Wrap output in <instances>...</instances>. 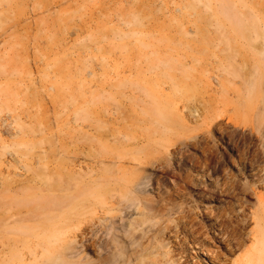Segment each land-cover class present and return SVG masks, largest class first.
<instances>
[{
	"label": "bare ground",
	"instance_id": "1",
	"mask_svg": "<svg viewBox=\"0 0 264 264\" xmlns=\"http://www.w3.org/2000/svg\"><path fill=\"white\" fill-rule=\"evenodd\" d=\"M56 1L55 3H57ZM61 1L60 2L63 3V0ZM168 1L170 2L171 0ZM184 1H186V3L177 10L180 12V14L170 19L171 23H173L172 25H170L171 23L169 22L170 24L167 23L169 25L163 23L164 25L157 24V27L155 26L156 22L158 23V21H160L163 17L165 18L167 8L164 7L165 6L164 3H166V0H162V1L140 0L137 2L134 0L131 3H133L132 5L133 7H136L135 9L129 7L131 4H129L127 9L122 10V12L120 10L121 8L119 9L120 13H122L121 14L122 18L124 17L123 19H124L125 27L123 28L115 27V29L113 28V30L111 31H109L108 28L106 31L102 29L104 27H101L105 24V21H103L104 24H102L101 26L99 25L97 32L90 34L92 36V37L90 36L91 40L95 42L94 48L96 51L107 52L108 50H110V52H114V49L115 48L117 49V47H119V49L121 50L120 53L122 52L125 53V55L123 56L124 59L125 57L129 59L132 58L130 60L128 59V61H130L129 63L126 62L124 63V65H122L123 72L118 73L119 81L117 82L115 81L116 83L109 84L110 85L109 89L112 88L114 89V87H116V88H125V89L130 88L131 90L132 89L136 90L135 88L136 81H134L132 77L137 74L139 76V77L137 76L138 78L144 77L143 66L145 63L146 66L148 67V69L146 66H145L146 68L144 67L145 69H147V72L149 73L151 72V70L153 72L155 71L153 70V68L159 69V67L158 68L156 67V64L160 62L157 61L160 60L158 59V57L160 56L162 57L163 55L166 56L169 53L172 55L173 51L182 52L183 49L182 46L185 45L186 43L188 44L185 45L186 49L188 50L190 49V51L197 50V53L198 51L200 52L201 50L199 54H201L202 52L204 54L208 52L206 50H208L210 46H214L212 45L213 43H216L215 44L216 46L217 43H220V45L224 44L223 45L224 48H222L221 50L224 52L228 51L225 54L226 59L224 58V60L226 61L228 59L227 61H229L230 64L226 61L229 64L226 66L227 67L230 66V67L229 68L226 67L229 70L225 69V71L227 70L228 72L227 71L226 72L229 75L234 76V79L242 76V78L244 79V80L242 79L243 81L241 83V85L243 84L242 86H244L242 87V89L245 90L244 93H246L247 96L249 93L251 95V97L249 95V98L245 95L246 98L250 100L251 103L250 105H253L252 102L255 103L256 101L259 100V98L261 99V102H263L262 104H264V0H184ZM60 2H58L57 4L62 5ZM159 2L161 3L160 5H162L161 9L159 8V6L157 9L151 8L153 5L157 6ZM50 4L51 3H49V5ZM42 5L45 4L42 3L41 6ZM49 5L47 4L46 10L47 9L49 10L50 6H52V4L50 6ZM51 9L52 7L50 8L49 11H52ZM159 9L161 10L162 14H159L160 13ZM185 9H188V11L185 12L184 11ZM189 12L196 13L199 16V18L194 22V25L196 26V30L195 31L194 30L192 31L191 29L190 30L191 32L194 33L196 32V36L193 35L194 38L193 37L191 38H193L192 39L193 41L195 39L196 42L195 41L194 42L197 43V45L199 44L198 46L194 44V46L200 49L198 48L196 49L193 46V44L188 43L189 41L186 42L184 41V39H182L183 36L184 38L187 37L186 36L187 30L183 31L182 27L185 23L183 18L187 17L186 15H188ZM118 13L119 12H117L116 16L119 17L120 14ZM68 15L69 14H67V16ZM52 19H54V17ZM67 19L63 15H60L59 17L57 16V19H54V21H50V20L48 21L49 23L53 22L51 28L53 29L55 25L58 23L59 25L61 23H65L63 25L64 26L66 25L68 27L70 19L68 20ZM72 22L74 21L72 20ZM107 22L110 21L107 19ZM81 23L82 22H80V24ZM78 27H81V29L83 28L80 25ZM169 29L170 31L177 30L176 32H178V35H176V33L174 34L175 36L170 35L172 33H170ZM57 31L58 30H56V32ZM161 31H163L162 33L166 31L167 33L170 34H165L166 32L162 34ZM63 32L65 33V31ZM171 32H175V31H171ZM111 37L113 39L116 38V39H124V40L128 37L130 38L134 37L135 41L140 43L137 46L139 47L141 45L142 47L138 48L136 46V48L138 49L135 50L134 52H131L128 51L129 46L125 44L112 45L114 47L112 51V49H107V46H102V43L111 40ZM152 39H156V41H159V43L163 41L162 44H166V43L167 44L164 45L163 50L156 48L153 51V55H150L146 53L144 49L149 48L150 46L153 45L151 41ZM183 41L185 42V44H183L184 43ZM54 45L52 47H54ZM112 46L110 47L112 48ZM152 48H154V46ZM130 49H133V47H131ZM60 51L58 53L56 51L54 52V49H51L49 51L50 53L52 52V54H55L57 56L53 63L47 62L48 65L55 67L56 77H54V80L50 83V85H48V87L51 88L49 90L50 91L52 90L53 93L49 94L50 98H48V96L45 95V99H47L48 103L50 102L51 105H49V110H52L54 113L57 112L62 113L61 111L63 110L67 111L66 113H67L68 123H66L67 126L63 127V130L58 131L57 133L53 132V136H55V140L49 142L48 146L46 147V150H44L43 153L39 155L32 154L36 147H40V146L42 147L48 141L46 138L42 137L43 139L41 138L39 140L40 142L35 143L33 141H29L27 138V137L30 138V136L34 138L36 137L37 133L47 132L50 129V128H46L47 125L43 118L35 117L33 114H31V112L29 111L27 112L26 110H22V112L20 113L11 114L9 116H5V115L2 116L1 115L2 112H0V121L4 124L5 129L8 132L7 135L10 134L8 136H13V138L14 137L16 138L14 141L8 143V147H12L14 149L13 151H8L9 153L8 155H10L13 158V161L18 165V168L22 171V172L15 171L14 174H12L9 171L10 173L8 175L0 174V264H157L159 263V261L156 260V258L161 254L159 248L163 247L161 236L165 233L166 229H170V225L169 223L164 225L165 221L163 220V217L165 214L162 212V208L160 206V202L164 200L163 196L159 193L160 195L158 194L159 197L158 200L151 199L148 198L146 192L147 190H152V188L156 187V185H154L155 182L160 184V182H162L163 179L168 174L171 175L170 174L171 159H172L171 156L172 155L176 156L177 154L182 152V148L179 147L178 145L173 149H169L170 143L172 141L166 142V140H164L165 142L159 141L157 145L151 143L154 141H148L149 144L144 145L142 143L146 142V140L141 138L143 141H139L140 139L138 140V137H137L138 141H130L131 138L128 135H126V133L124 136L122 135L123 137H121L119 134H122V132L120 133V131H118L119 134H117L116 129L106 128L107 130L106 129L100 130L102 125L97 120H94L96 123L92 121L88 125L90 126V128L94 129V133L96 135L94 137H86V132L82 130L83 128H86V106L89 107L95 104V100H96V99L94 100L95 97H99V99L103 97H107L108 95L106 96V91L108 86H106L105 81L103 83V81L100 80L102 81V84H100L98 91L92 89V91L94 92L96 91V92L95 93L92 92L94 93L92 98L86 99L87 97L86 85L88 83L86 84L82 80L79 82L75 80L80 76V71L79 72L77 71L78 69L77 64L75 66L77 69L76 71H74L75 68L74 67L72 68V64L74 61L71 60V62L72 61L73 62L72 64H69L70 59H68V57L66 56H63L64 52H60ZM241 52H245L251 55L250 60L255 62L254 64L255 67L249 69L248 72L247 70L245 71V68L248 66L249 62H247L248 64L243 69H241V67H238L236 65L240 62L236 60L239 56H241L240 54ZM170 54L168 55L169 57L166 58H164L165 56L162 57L163 60L165 59L164 62H166V64L173 61L171 58H174V55L171 56ZM143 56H145L144 58L145 61L141 62L140 64H137L139 59L143 58ZM180 56L182 55L180 54ZM134 59L135 61L137 60L138 61L136 63L132 62L134 61ZM176 60H178V58H176ZM184 60L186 59L184 58ZM184 60L183 63L185 62L186 64L187 61ZM195 60L198 61L197 57H192V61ZM159 65H161L162 67V62H160ZM167 65L170 66L172 65V63ZM103 66L104 65H102V67ZM241 66H244V64H241ZM12 68L13 67H11V69ZM85 68H81V71ZM163 68L165 69L164 65ZM230 68H232V70ZM169 71H171V69ZM127 72H129L128 75H126ZM82 73H84V71H82ZM251 73H253L254 75ZM164 74L166 73L164 72ZM248 74L251 76L253 75V77L250 78ZM168 76L170 77L169 74H167V77ZM162 77L163 76H161V78ZM108 79L106 81L110 83ZM45 81H46L45 79H42L40 81L35 79V81L34 80L32 81V84L33 86L35 84H39V87L41 89V87L46 86ZM153 81L155 80L153 79ZM31 86L30 89L34 90L36 99L34 100V98H31L30 102L34 101L35 104L38 105L37 99L39 98L38 95H40L41 93L40 91L37 90V88H32L33 86L32 87ZM95 86L97 85H94V87ZM237 87H235L236 91H238ZM150 88L151 87L148 88L147 86V89H145L144 87L143 89H145V91L143 90V92L145 93H143L141 90V93L145 95L144 101L142 100L143 102H145L146 100L147 92L150 95V96L148 95L147 98L151 97L150 98L151 103L148 101L151 104L150 105L151 107L145 106V109L144 106L142 107V109L144 110L142 111L149 115L147 118L148 120H146L147 123H150V125L154 126L153 131L155 133L158 131L159 132L163 131L165 133H169V131L171 132L174 131L175 126L179 125L180 123V119L178 115L174 112V108L176 107V104L179 102V100L177 101V99H173L168 94L169 91L168 93H164L163 87H162V93L160 94L158 93L157 96L154 90L152 88L150 90ZM89 89L91 90V88ZM171 89L177 92L176 91L177 89L175 87H172ZM132 91L134 92V90ZM136 91L138 92V89ZM157 92L160 91H158L157 89ZM0 93L2 92L0 91ZM171 93L172 95L174 94L173 97L177 96L175 93L173 92ZM244 93H242V95ZM120 94H122V92ZM112 95H109L108 99L113 98ZM128 96H130V94ZM182 101L185 102V100L183 99ZM123 103L124 102H122V104ZM140 104L142 103L140 102ZM145 104H147V102H145ZM248 105L249 103L247 104V106ZM247 108L249 110L252 109L253 107L251 108L249 106ZM188 110H192L191 112L195 111L194 108L193 109L189 108ZM142 111L140 110V114L142 113ZM116 112L114 111L113 114L117 115ZM186 112L187 111H185V113ZM66 113H64V115H66ZM103 113L105 112L103 111ZM197 113H199L200 115H197L195 113L194 114L195 118L196 116H198V118L199 116H201L200 111H198ZM186 114L192 115L189 112ZM118 115H121V113H119ZM127 115L129 116L127 118L129 119L128 122H130L131 115L130 114ZM124 116L125 115H123L124 118L123 121L125 124L126 119ZM106 117L107 116H105V118ZM22 118L29 119L30 123H32L31 126L29 127L21 126L19 120H21ZM121 119L122 118H120L119 120ZM114 122L117 123L118 120L116 119ZM14 123L20 125V128L15 127ZM219 124L220 123L217 122L215 123V126L216 125L218 126ZM79 126H82V128L81 129L78 128ZM127 127L129 128V126ZM111 136L115 137L118 140H122V139L125 140L118 141L114 138L116 140L113 141L114 143H112V141H96V143L97 142L100 143L99 145L101 146L100 153L95 155L92 153L94 155L92 160L86 163V154H88L86 153V148L87 147L89 148V145H92V142H95L94 140V141H90L87 144L86 139L93 140V138L98 137L99 140H109ZM130 136L133 135L131 134ZM148 136L150 135L148 134ZM134 144H136V147L128 148L126 152L119 151L118 149L119 146L128 147ZM193 145L196 144L194 143ZM90 147L94 149L92 146ZM209 147H208L209 153H207V155L209 154L213 158L212 151L214 149L211 150V147L210 148ZM206 150L207 149H205V151ZM94 151H96V149ZM184 151H187V149ZM209 158L210 157L207 156V159ZM125 164H127V166ZM172 175L174 174L172 173ZM163 183L164 182H162V184ZM155 194L157 193L155 192ZM167 202L169 204V201ZM172 202L174 203V201ZM133 214H136L137 216ZM180 216L177 217L179 218ZM189 220L191 221V219ZM224 223L225 222L222 221L220 225ZM228 225L230 226L229 223ZM212 226L214 227V225ZM217 227L219 226L217 225ZM256 228L257 230L253 239V246L248 250L247 254L245 255V259H246L245 264H264V215L261 218H259ZM221 229L222 228H220V230ZM238 229L241 228L238 227ZM236 232L235 234H237ZM226 234L227 232L225 233V235ZM232 235L234 236V234ZM244 244L242 242V245ZM88 250L91 251L92 254L96 256V258H93V256L91 257L88 256L90 255L87 253Z\"/></svg>",
	"mask_w": 264,
	"mask_h": 264
},
{
	"label": "rangeland",
	"instance_id": "2",
	"mask_svg": "<svg viewBox=\"0 0 264 264\" xmlns=\"http://www.w3.org/2000/svg\"><path fill=\"white\" fill-rule=\"evenodd\" d=\"M55 1L56 0H0V91L2 92L0 93V112H2L1 115L9 116L11 114L20 113L22 112V110H26L27 112H31V114H33L35 117L43 118L47 125L46 128L50 129L47 132L37 133L36 137L34 138L31 136L30 138H27L29 141H33L35 143L40 142L39 140L42 137L46 138L48 141L46 144H44V146L36 147L32 154L39 155L42 154L44 150H46L49 142L55 140L53 132L57 133L58 131L63 130V127L67 126L66 123H68L66 113L67 111L63 110L65 112L61 111L62 113H54L52 110H49V105L51 104L50 102H47V99H45V95L50 98L49 94L53 93L52 90H49L51 88L48 87V85H50V83L54 80V77H56L55 67L48 65L47 62L53 63L57 56L55 54H52V52L50 53L49 51L51 49H54V52L56 51L58 53L61 49L60 52H64L63 56H66L68 57V59H70L69 64H72V62L74 61L72 64V68H75L74 71H76L77 68V71H80L79 78H76L75 80L78 82L82 80L84 81V83H88L87 85L85 84L87 86L86 99L92 98L93 94L98 91L100 84H102V81L103 83L105 81L106 86H108L106 96L113 94L112 97L114 99L109 98V100L108 96L100 99L99 97H95V104L89 106L90 108L86 106V128L82 129L84 132H86V137H94L96 135L94 133V129L90 128V126L88 125L92 121L95 122L94 120H97L102 125L100 130H105L106 128L116 129L117 134H119L118 131H120V133L122 132V134H119L121 137H123L126 133V135L131 138L130 141H138L139 139V141H143L142 139H144L146 140V142L142 143L144 145H148V141H154L151 143L157 145L159 141L166 140V142L172 141L170 143L169 149H173L178 145L182 148V152L179 153L181 156L179 154H177L179 156H171L172 159L170 174L172 175L173 173L174 175L171 176L168 174L170 177L167 175L162 181L164 182L163 184L162 182H160V184L155 182L154 185H156V187L152 188V190H147L146 192L148 198L151 199L158 200L159 193L163 196L164 200L160 202V206L162 208V212L165 214L163 217V220L165 221L164 225L167 223H169L170 225V229H166L165 233L161 236L163 247H160L159 251L162 255L160 254L159 256H157L158 259L156 258V260L159 261V263L157 264H245V255L253 246V239L257 230V222L259 221V218L264 215V104H262L263 102H261V99L259 98V100L255 103L252 102V104L255 106L250 105L251 103L248 99L250 93L247 96L246 93H244L245 90L242 89V87H244L242 86L243 84L241 85L242 81L244 80L242 76L234 79V76L227 73V70H229L227 68H229L230 66L227 67L226 65H229L230 63L229 61H227L228 59L226 61L229 64L224 60V58L226 59L225 54L228 52H224L221 50L222 48H224V44L221 43L223 45H220V43H217L216 46V43H213L212 45L214 46H210L209 49L206 50L210 52H206L205 54L203 52L199 54L201 50L197 53V50L190 51V49H186L185 45L188 44H185L184 41H189L188 43L193 44V46L194 44H196V46L199 45L195 43V39V42L192 40L194 36H196V32H191V30H196L194 22L199 18V16L196 13L189 12L188 15H186L187 17L183 18L186 24L184 23L182 30H187L186 36L188 38H184V36L182 37V39H184L183 44H185L182 46V52L173 51L172 55L169 53L171 56L174 55V58L171 59L175 62L177 61V64L171 60L172 62L167 63H172V65L169 66L166 64V62H164L165 59L163 60L162 58L165 55H163L162 57L160 56L158 57V59L160 60L157 61L162 62V67L161 65H159L160 62H157L158 64H156V67H159V69L153 68V70L155 71L152 72L151 70L152 73H148V67L145 63L143 66L144 77L138 78V74L132 77V79L136 81L135 88L136 90L138 89V92L135 89H132L134 90L133 92L130 88L125 89L114 87V89H109V84H113L119 81L118 73L123 72L122 65H124V63L126 62L129 63V58L125 57L126 60L124 59L123 56L125 55V53H120L121 50L119 49V47H117V49L115 48L116 50L114 49V52H110V50H108L107 52L96 51L94 48L95 42L91 40L92 36L90 34L97 32L99 25L101 26L102 24H104L103 21H105L106 26L104 24L101 27H104L102 29L106 31L108 28V30L111 31L113 30V28L115 29V27H125L123 19L124 17L122 18V13H120V10L122 12V10L127 9L129 4H131L129 7L135 9L136 7H133V3H131L134 0H127L128 2L126 0H63V3H61V0L56 1L57 3L61 1L60 3L62 5H58L57 3H55ZM135 1L137 2L140 0ZM42 3L45 5L41 6ZM49 3H51L52 6H50L51 4L49 5ZM185 3L186 1L184 0H171L170 2L166 0V3H164V7L167 8L165 18L163 17L160 21H158V23L156 22L155 26L157 27V24L164 25L165 23H171L170 19L180 14V12L177 10L181 8ZM47 4L50 6V8L52 7V11H49L50 8L49 10H46ZM111 4L114 6H112ZM158 4L157 6L151 5V8L157 9L159 6V8L161 9V3L159 2ZM116 11L119 12L118 14H120L121 16H119L120 18L116 16ZM184 11L186 12L188 11V9H185ZM159 12V14H162L161 10ZM67 14L69 15L67 16ZM60 15H63L64 17H66V19H70L69 26L67 27L65 25V27L63 25L65 23H61L60 25L58 23L53 29H51L53 22H50V24L48 20L54 21V19H57V16L59 17ZM53 17L54 19H52ZM107 19L110 22H107ZM72 20L74 22H72ZM80 22L82 23L80 24ZM78 24L86 30L83 28L82 30L81 27H78ZM172 24L173 23H171L170 25ZM79 28L82 30V32ZM56 30L58 31L56 32ZM63 31H65V33ZM171 31L170 33L172 34L167 32L164 33L170 35H174L176 33V35H178V32H176L177 30ZM162 32L163 31H161V33ZM151 41L153 45L149 48L144 49V51H146V53L150 55H153L154 49L159 48L160 50H163L164 45L167 44H162L163 41L159 43V41H156V39H152ZM81 44L86 48H83ZM120 44L129 46V50H127L131 52H134L139 47H142L141 45L139 47L137 46L140 43L136 42L134 37H128L125 40L116 38L113 39L111 37V40L103 42L102 46H107V49H112L113 51L114 47L112 45ZM53 45L55 48L52 47ZM80 46L82 47V49ZM108 46H112V48H109ZM136 46L138 48H136ZM153 46L154 48H152ZM196 46L194 47L197 49L198 47ZM131 47H133V49H130ZM82 51H85L86 53ZM180 54L182 56H180ZM240 54L241 56H239L236 61H240L241 64H244V66H241L240 62H236L240 64L238 65L235 63L238 67H241V69L245 68V66L248 64L247 62H249V67L247 66L245 68V71L247 70L248 72L249 69L255 67V62L250 60L251 55L245 52H241ZM168 55H166L164 58L169 57ZM41 57L43 60L41 59ZM192 57H197L198 61H192ZM144 58L145 56L139 59V61L136 59L138 61L137 64L145 61ZM176 58H178V60H176ZM184 58L186 60H184ZM71 60L73 61L71 62ZM183 60L187 61L186 64L185 62L183 63ZM137 61H135L134 59V61L132 62L136 63ZM76 64L77 68L75 67ZM102 65L104 66L102 67ZM163 65L165 66V69L163 68ZM145 66L147 67V69H145ZM11 67H13L14 69H11ZM81 68L86 69L82 70L84 71V73H82ZM168 69H171V71H169ZM225 69H227V72L225 71ZM230 69L232 70V68ZM164 72L166 74H164ZM128 73L129 72H127L126 75H128ZM159 73H162L163 75ZM167 74L170 75L171 79L169 76L167 77ZM253 75H249L250 78H252ZM161 76L163 77L161 78ZM35 79L38 81L45 79L46 86L41 87V89L39 87V84H35L33 86L32 81H35ZM107 79L110 81V83L106 81ZM153 79L155 81H153ZM160 79H163L167 84H165L164 81ZM98 80L102 81H100L99 83ZM94 85L97 86L94 87ZM30 86L32 88H37V90L41 93L40 95H38V105L35 104L34 101L30 102L31 98H34V100L36 99L35 92L33 89H30ZM147 86L148 88L151 87L154 90L156 96L158 95V93H162L163 87L164 93H168L169 91L168 94L173 99H177V101L179 100V102L176 104V107L174 108V112L178 115L180 123L179 125L175 126L174 131H172L173 133L171 131H169V133H165L163 131H158L155 133L153 131L154 126L150 125V123H147L146 120H148L147 118L149 115L144 113V110L142 109L143 106L144 109L145 106L151 107V97L147 98V96L149 95L148 92L146 93L145 100L147 104L143 102L145 99V95L143 94L145 92H143V90L145 91V89H147ZM144 87L145 89H143ZM172 87H175L177 89V92L174 91V88V90L171 89ZM235 87H237L238 91H236ZM89 88H91V90ZM92 89L96 91L94 92L92 91ZM129 89L131 92L129 91ZM157 89L160 92H157ZM141 90L143 93H141ZM121 92L122 94H120ZM171 92L175 93L177 96L173 97L174 94L172 95ZM10 93L12 96L10 95ZM23 93H25L26 95ZM89 93L92 94L90 95ZM242 93H244V96L242 95ZM129 94L131 97L128 96ZM245 95L248 98H246ZM182 99L185 100V102L182 101ZM17 100L19 103L17 102ZM139 100L142 104H144H140ZM246 101L249 103L248 106V103ZM122 102L124 103L122 104ZM249 106L253 108L248 110L247 107ZM189 108H194L195 111L191 112L192 110H188ZM140 110H143L142 113H144L145 115L142 113L141 115ZM103 111L105 113H103ZM114 111H118L119 113H121V115H118V112H116L118 116L114 115ZM185 111H187L186 113L189 112L192 115L186 114ZM196 111H200V119L198 118V116H196L195 118V113L197 115H200ZM64 113H66V115H64ZM127 114L131 115L130 122H128L129 119L127 118L129 116ZM123 115H125L124 117L126 119L125 124L123 121ZM105 116H107V119L105 118ZM120 118L122 119L119 120ZM116 119L119 123L114 122ZM217 122H219L220 124L218 126H215V123ZM19 123L21 124V126L25 127H29L32 124L30 123L29 119L25 118L19 120ZM14 126L20 128V125L16 123H14ZM127 126H129V128ZM78 128L81 129L82 126H79ZM89 129L91 130V132ZM7 133L8 132L5 129L4 124L0 121V174L2 175H8L10 172L14 174L15 171L22 172L18 168V165L13 161V158L8 155V151L14 150L12 147H8V143L14 141L16 138H13V136H8L10 134L7 135ZM131 134L133 136H130ZM148 134L150 136H148ZM111 138L109 140H99L98 137L93 138V140L86 139L87 144L90 141L95 140V142H92V145H89V148L87 147L88 149L86 148V153L89 154H86V163L90 162L95 154L100 153L101 146H99L100 143L97 142V144L96 141H112V143H114L113 141L118 140L113 136H111ZM190 141L193 144L195 143L196 145H193ZM90 146H92L94 149H92ZM209 146H212L211 150L214 149V152L212 151L213 158L209 154L207 155V153H209ZM131 147H136V144L128 147L119 146L118 149L119 151L126 152L127 149ZM95 149L96 151H94ZM186 149L187 151H184ZM205 149L207 150L205 151ZM207 156L210 158L207 159ZM125 165L127 166V164ZM157 186H160L159 190ZM155 192L157 194H155ZM166 200L169 201L170 205ZM172 201H174V203ZM133 215L137 216L136 214ZM174 216L180 217L176 218ZM189 219H191V221ZM222 221H224V224L227 225L221 224V226L220 223H222ZM228 223L230 224V226L228 225ZM212 225H214V227ZM217 225L219 227H217ZM237 226L241 229H238ZM220 228L222 229L220 230ZM227 228H229L230 230ZM234 231H238L236 232L237 234H235ZM226 232L227 234L225 235ZM232 234H234V236ZM241 241L243 242V244H245L242 245ZM87 253L90 254L88 256H93V258H96V256L92 254L91 251L88 250Z\"/></svg>",
	"mask_w": 264,
	"mask_h": 264
}]
</instances>
